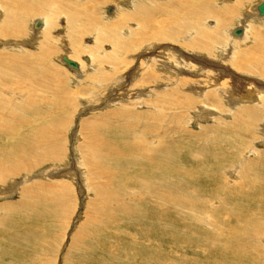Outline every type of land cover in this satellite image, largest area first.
Segmentation results:
<instances>
[{"label":"rangeland","instance_id":"rangeland-1","mask_svg":"<svg viewBox=\"0 0 264 264\" xmlns=\"http://www.w3.org/2000/svg\"><path fill=\"white\" fill-rule=\"evenodd\" d=\"M117 1L123 0H106L94 8L93 16L99 19V23L113 24L119 18V11L123 9L133 14L134 8L117 4ZM171 1L151 0L152 9L158 8L162 3L166 6L170 4L167 2ZM261 1L250 0L238 8V12L233 15L230 6L235 3V0H218L220 5L218 4L217 8L221 12L219 16L207 18V20L201 18L200 21L205 29L219 30L222 38L216 44L215 38L212 44V48L216 47V50L196 51L194 52L196 54L190 50L185 52L194 54L193 57L196 58L203 56L206 65L214 71H217L218 66L226 67L232 54L226 51L233 43L231 40L236 39L229 35L233 28L245 24L243 27H248L249 35L253 31L264 32V25H262L264 21L261 23L259 19L249 17ZM108 7L113 9L111 15H106L105 11ZM167 7V15L151 9L153 13L145 12L142 18L144 21H152L154 29L159 28L161 22L168 20L166 24L163 23L166 25L163 30H167L166 33H173L176 36L175 39L172 38L173 40L141 41L140 38H133L141 33V30L138 29V23L130 20V17L122 26L113 24L117 26V32L120 33L118 35L125 36L127 39L124 40H132L136 47L135 51L122 55L124 58L121 62L129 66L121 69L118 66L115 73H113L112 64L104 59L112 51L111 44L107 41L99 42L97 48L105 52L100 53L99 50L94 49L92 35L77 38V43L81 44L79 49L82 53L77 59L71 58L70 41L73 36L68 30L66 31V22L62 17H59L54 28L49 29L47 41L43 40L41 27L36 29L42 30L39 33L31 32L32 22H36L35 20L39 18L35 16L29 17L24 34L14 37L20 43L17 47L7 43L6 38V40H0V48L4 47L2 45L12 48L7 51L9 55L22 54L18 56H24L26 60H32V55L36 58L35 55L42 52L41 43L43 42L42 47L51 50L49 55H45L48 57L45 61L48 63L47 66L58 71L56 81L53 82L57 84L58 80L64 91L69 89L76 92L71 100L66 99L62 111L58 112V118L64 124L58 129L60 150L56 153L49 152L55 154V160L50 159L53 161L27 169L16 178H8L7 183L0 182L2 192L0 195H3V197L0 196V264H264V229L253 240L247 239L248 234L240 235L233 226L234 223L237 224L234 216L240 217L239 223L247 225L250 229L256 226L251 222L252 215L256 223H263L264 215L263 217L258 215L261 209L258 202L247 198L256 196V199H264V196L233 197L229 193L238 188L248 187L249 174L245 163L254 156L250 150L257 153L264 152V146L258 140H253L249 132L246 133L236 127V122L232 120L233 112L237 108H243L244 105L239 106L241 104L237 103L229 105L228 95L219 86L222 80L220 84L219 81L215 84L216 79L213 73L210 75L201 73L195 78H185L188 82L186 85H178V87L165 85L166 82H170L165 80L169 74L161 71L165 66L161 65L159 68L158 65L166 62L174 70L177 68L179 71L189 72L190 68L182 66L179 68L175 61L179 60L177 58L179 52L176 51L184 52L178 38L186 42L191 40L189 34L187 35L191 31L177 29L186 21L180 18L182 14L170 18L172 8ZM107 11L109 13V9ZM147 14L152 16L147 17ZM176 17L178 20L174 23L178 26L173 23ZM106 18H109L110 22H106ZM213 35L216 36V34ZM152 45L156 47L154 52L150 53L146 48L152 50ZM172 47H175L174 52L171 51ZM93 49L91 57L89 54H92L90 52ZM85 50L91 51L88 53ZM146 52L152 54L151 57L156 62L154 67L160 70H150V73L157 74L154 77L155 82L140 85L139 80L142 77L145 78L146 72L144 60L148 59L145 54L140 58L137 55ZM62 55L68 56L75 62L79 61L82 64L79 72L61 62ZM100 59L104 61L102 64L98 63ZM88 60L89 64H87ZM185 62L191 65V68L194 67V72L197 71L196 62L190 60L188 63ZM23 65L19 67L23 73L26 71L30 73L35 67L34 63L30 66L29 62L26 67L25 64ZM133 67L136 69L130 72L129 69ZM13 72L7 75L0 71V99L3 96V101L7 100L5 106L17 97L24 100L17 88L26 85L27 81L19 78V72ZM121 73L122 75L118 77ZM96 75L105 78L101 82L92 80L91 78ZM208 78L211 79L206 82ZM242 86L239 85L237 89H241L244 93ZM231 89L234 91L235 86ZM146 90L152 94L147 93ZM165 94L168 95L165 96ZM63 99L65 100V95ZM46 102L48 103V100ZM198 102L202 103L201 107L211 108L210 117L205 119L203 112L198 115L200 106L199 104L197 107ZM220 104L224 106L223 110L216 109L221 107ZM5 106L2 105L0 112L4 115ZM194 113H197V116H194ZM64 118L66 121L63 120ZM260 126L261 123L257 127L259 132H262ZM154 128L156 132H151ZM147 129L149 131H146ZM139 132L143 135L142 138L148 140L147 142H153L154 146H157L158 152L155 153L157 161L154 159L147 162L145 158L138 156L137 148L133 144ZM1 139L4 140L2 137ZM42 145L45 149H50L49 146L46 147V143ZM128 145L134 150L127 147ZM163 155H169L167 166L162 164ZM33 158L35 157L30 159ZM59 172H62V177L59 176ZM239 173L241 175L238 176ZM27 174L28 177L21 178ZM242 174H244L243 177ZM49 176L55 177L56 182L60 184V190L62 189V195L59 196L57 203H49L46 207L45 203L37 204L27 197L25 199L28 207L24 211L19 213L4 211L8 209L4 207V204L5 206L7 203L8 205L18 202V205L20 204L21 188L25 186L23 182L31 184L30 181L35 179L48 185ZM142 183H148L151 186L143 187L144 189L141 190L138 186ZM13 185L18 186L15 188ZM134 191L136 197L131 201L127 196L133 197ZM149 191V194H145ZM247 200L250 204L245 212L243 209ZM54 204L59 206V212L52 211ZM235 204H237L236 208H234ZM122 206L129 207L130 214L126 215L127 211L122 210ZM227 207H229L228 210H224ZM220 230L222 231L218 232ZM222 232L223 236L220 235ZM252 245L256 249H253Z\"/></svg>","mask_w":264,"mask_h":264},{"label":"bare ground","instance_id":"bare-ground-1","mask_svg":"<svg viewBox=\"0 0 264 264\" xmlns=\"http://www.w3.org/2000/svg\"><path fill=\"white\" fill-rule=\"evenodd\" d=\"M83 1L85 4L83 3ZM216 1H217V3H216ZM226 1H231V0H226ZM249 1L250 0H235V3H233L232 6H230V8H232L231 13L233 15H235V13L238 12V8H240L246 2H249ZM104 2H106V0H82L80 2H78L77 0H0V40L8 39L7 43H9L10 45L12 44V45L17 47L18 44H20V43H18L14 39V37L22 36L24 34L23 33L24 28L28 23L29 17L35 16V17H39V18H37L38 20H35L36 22H32V26H31L32 31L31 32L32 33H39L40 31L43 30V32L41 33L43 36V40L45 39L47 41L48 37H46V36H49V32H48L49 29L54 28V26L58 22L59 17H62V19H64L66 22L65 23L66 24V31L68 30L69 33H71L73 36L72 40L70 41L71 42L70 47H72V49L70 51V53H72L71 58L77 59L78 56L80 55V53H82L81 49H79V47H81V44L77 43V38L79 36L92 35L93 36V42L95 45L94 49L96 51L99 50L100 53H105V52L100 51V48H97V45L99 42L107 41L111 44L112 51L110 52V55L105 56L104 59L106 61H109L110 64H112V70H113V73H115L118 66H119V69L127 68V65L129 66V64H127L125 62L123 64L121 62V59L124 58L122 55L125 54L126 52L131 53V52L135 51L136 47H135V44L132 42V40H130V39L124 40L127 38L123 35H121V37H120L118 35L120 33L117 32V26L113 25V24H117L119 26H122L124 24V22H126L128 20V18L130 17V20L138 23V25H139L138 29H139V31L141 30L140 31L141 33L136 34L133 38H137V39L140 38L141 41H145V40H156V41H158L159 39H162L163 41L166 39L173 40L176 38V36L173 33H168V32L166 33L167 30H163L164 25L167 23L166 21H168V20L161 22L160 26H158L159 28L154 29V26L152 25L153 24L152 21H150V20L144 21V19L142 18L143 13H145V12L151 13L152 11L162 12L163 15H167V8H168L167 6H169V7L171 6L172 12H171L170 18L177 16L181 13L182 16L180 15L181 16L180 18H183L186 20L185 23L183 25H180L181 27H177V29L179 31H182V30L191 31L190 33H187V35L189 34V37L191 38V40H189V42L184 41V39H182V38H181L182 40L178 38V42L181 43V45H182L181 47H183L184 52L179 51V50L176 51V52H179V54H177V58L179 60H176L175 63H176V66H179V68H180V66H182L183 68H187V69L190 68V70H189V72L187 70H184V71L180 70L179 71L177 68H176V70H174L173 67H169L166 64V62L163 64L160 61L162 64L158 65V67L161 65L165 66V68L161 69V71H163L165 74H169L167 79H165V77H164V79L166 81H168V80L170 81V82H166L165 85H174V87L175 86L178 87V85H186L188 83L185 80V78L186 79L193 78V77L195 78V77L199 76L201 73H203L204 75L205 74L210 75L211 73H213L214 74L213 77H215V79H216L215 84H217V81H219V84H220V80H222V82H221L222 84H220L219 86L224 90L225 94L228 95L227 97H229L228 99H230L229 105H231V104L234 105L236 103L241 104L239 106H242V104L244 105L243 108H237L235 110V112H233L234 116H233L232 120L234 122H236L235 123L236 127H238L241 131H244L246 133L249 132L250 135H252L253 140H258L262 144V146H264V132H263V130H264V92H263L264 91V32L261 33L260 31H253V32H251V35H249L248 30H247L248 27L246 26V28H244L245 24H241L242 26H237V27L233 28L229 32V35H231L233 38H236V39H234L235 41L231 40L233 43H232L230 49H228V51H226L228 53H232L231 57L229 56L230 61L228 62V65L226 67L218 66V68H216L217 71H214L212 68H210L209 66L206 65L203 56H201L200 58H196V57H193V55L196 54V53H194L196 51H205V52H210L212 50L215 51L216 47L212 48L213 40L216 38L214 40L215 44H216V43L220 42V40L222 38L221 35H219V30H216L217 28H215L213 31L212 30L210 31L208 29H205V26L203 28L201 26L202 24H200L201 18H206V20H207V18H215L216 16H219V14L221 12H219L218 11L219 8H217L218 4H219L218 0H174V1L172 0L171 2H167L170 4H166V6H163L162 4H164V3H162L161 6H159L158 8L156 7V9H152L153 3L151 2V0L117 1L116 2L117 4H121L124 6H130V8H132V9L134 8L133 9L134 12H133V14H131L130 11L128 12V10H124V9L120 10L119 14H118L120 20H118L119 19L118 18L113 24H109V25L99 23V19L97 17L93 16V14H95L94 8H97L98 6H100V4H103ZM188 2H190V3H188ZM257 5L255 6V9L252 11V13L249 17H251V19H259L262 23L264 21L263 20L264 16H260L258 14V11L256 9ZM89 7H90V9H88ZM179 7H180V9H179ZM224 8L226 9V7H224ZM108 9H109V13L107 11ZM151 9H152V11H151ZM105 12H106V15H111L113 12V9H110L108 7V8H106ZM227 13H225V14L227 15ZM130 14H131V16H130ZM189 15H191V16H189ZM207 15H212V16L208 17ZM146 16L150 17L152 15L147 14ZM227 16H229V15H227ZM258 17H260V18H258ZM176 20H178V17L174 18L173 23L176 22ZM243 20H245V19H243ZM217 21H218V19H217ZM106 22H110V19L106 18ZM163 23H165V24H163ZM174 24L176 25V23H174ZM262 25H264V24H262ZM176 26H178V25H176ZM39 27H41L42 30H40V31L36 30V29H39ZM237 28L241 29V34L234 35L233 31ZM131 34H132V32H131ZM176 34L179 35V33H176ZM213 34H216V36H214ZM9 37H13V38L9 39ZM174 41L176 42L177 39ZM41 45L44 46L43 42L41 43ZM2 46H4V47L0 48V71H2L3 73H6L7 75L9 72L14 73L13 71H17V72H19V78L23 79V80L25 79L27 81L26 85H21L20 87L17 88L20 92V96L22 95V97H24V100H20V98L17 99L18 97L15 98V100L12 98L13 101L11 103L8 102L9 104H7L5 106L4 104L7 102V100L5 99L3 101V99H4L3 96L0 99V112L2 109V105L5 106V108L3 107L5 109V115L0 113V117H1L0 118V182H5L8 178H16L18 175L25 172V170H27V169H32L35 166H38L44 162L53 161L50 159L55 160V157H56L55 154L49 153V152H55L56 153V152H58V150H60L61 146H60V141H59L58 129H60V125L64 124V122H62L61 119L58 118V116H59L58 112L62 111V107H63L66 99L71 100L73 97H75L76 92H74V90L71 91L69 89L68 90L66 89L64 91V90H62L61 85L58 83V80H57V84H56V82L55 83L53 82V81H56V74L58 71L54 68L48 67L47 66L48 63L45 62L48 58V57H45V55H49V53H51V50L49 48L41 46L42 52L39 55H35L36 58H34L33 55L31 54L32 60H26V59H24V56L23 57L18 56V55H22V54H17V55L10 54L9 55L7 53V51H10L12 48L7 46V45H2ZM152 47H153L152 50H150V48H146V50H149V52L152 53V52H154L156 45H152ZM94 49L92 50V52H90L91 50L90 51L85 50V51H88V53L89 52L92 53V54H89L92 57ZM171 49H172L171 51H173V52L175 51V47H172ZM185 50H188V51L190 50V52L193 51L194 54L192 55L188 51H187L188 52L187 53V52H185ZM144 54L148 60H144V62H145L144 69L146 72L144 71L145 72V78L142 77L139 80L140 85H145L146 83L151 82V81L155 82L156 78H154V77L157 74H156V72H155L156 75H154V73H152V72L150 73V70L151 71L160 70V69H155L154 64L156 62H155L154 58L151 57L152 54H148L147 52L146 53H138L137 57L140 58ZM220 55H222V54H220ZM147 56H150V57H147ZM61 57H60V60H61ZM66 57L69 58L68 56H66ZM33 58H34V60H33ZM133 58H135V56ZM163 60H167V59H163ZM170 60H171V56H170ZM189 60L191 62L194 61L198 64L196 66L197 71L194 72L193 71L194 67L191 68V65L186 64L185 61H187V63H188ZM27 62L30 63V66L32 65V63H34L35 67L30 71V73H28L29 71L28 72L26 71L25 73H23V71H21L19 69V67L24 66L23 64H25V67H26ZM76 62L80 66L78 65V69L75 71L79 72L82 64L79 61H76ZM89 62L90 61L88 60L87 64H89ZM103 62H104L103 59L98 60L99 64H102ZM45 67H46V69H45ZM136 67L130 68L129 71L133 72L136 69ZM183 68H182V70H183ZM205 69L207 71H203ZM171 70L176 71V72H170ZM121 75H122V73L120 75H118V77H120ZM93 77L94 78H91V79L94 81L98 80V82L99 81L101 82L105 78L101 75H96ZM132 79H135V78H132ZM210 79L211 78H208L206 80V82L209 81ZM212 80H214V78ZM17 81H19V80H17ZM116 81H117V79H116ZM156 83H158V81ZM23 84H24V82H23ZM239 85H243L242 87H244V93H242L241 89H237L239 87ZM232 86H235L234 91L231 89ZM229 87H231V88H229ZM116 89H117V87H116ZM237 90H239L241 92L240 93L236 92ZM146 91H147V93H151L148 90H146ZM146 91H144V92H146ZM137 92H139V91H137ZM64 95H65V100L63 99ZM166 95H168V94H165V96ZM47 100H48V103L46 102ZM103 100H105V99H103ZM2 101H3V103H1ZM158 101H159V99H158ZM67 103H68V101H67ZM199 104H200V106H199ZM201 104L202 103H200V102L197 103V107L199 106V110L197 111V113H198V115H201V112H203V116H205V119H206V118L210 117L212 110L209 106L208 107L210 109L207 106L201 107ZM44 107L47 108L48 110H46ZM219 108H221L223 110L224 106L221 105V107H216V109H219ZM214 111H215V113H217L216 110H214ZM124 113L127 114L126 112H124ZM197 113H194V116H197L196 115ZM23 116H25V117H23ZM120 117H121V115H120ZM242 117H244V118H242ZM199 118H202V116H199ZM195 119L196 118L194 117V120ZM63 120L66 121V118H64ZM145 120H147V119H145ZM147 122H148V120H147ZM260 123H261L260 128H261L262 132H259L258 127H257L260 125ZM141 126H143V124ZM150 129H151V127H150ZM26 130H28V132H24ZM154 130H156V129L155 128L152 129L151 132H153ZM143 131L145 132V130H143ZM146 131H149V130L147 129ZM154 132H156V131H154ZM53 135L57 138H55ZM237 135L239 136V134H237ZM258 135H260V136L257 137ZM93 136H95L94 133H93ZM1 137L4 138V140H2ZM142 137H143V135L140 133L138 135L136 141H134L135 143L133 144L134 147L137 148V153L139 154V155L138 154L137 155L139 157L145 158V161H147V162L153 161L155 159V153H156L158 148H156L157 146L156 147L154 146L155 143L153 144V142H147L148 140L146 141ZM161 138H162V136H161ZM163 138H164V136H163ZM5 140H7V141H5ZM133 140H135V139H133ZM43 143H46L47 144L46 147L49 146L48 148H50L51 150L45 149L44 148L45 146L42 145ZM104 144H106V143H104ZM131 146H132V144H131ZM127 147L134 150V148H131L130 145H128ZM166 147H168V145ZM88 149H89V147H88ZM161 149L163 150L162 147H161ZM90 151H92V149ZM90 151L88 150L89 153H90ZM250 151L252 152V154L254 156L248 162L245 163V166L248 167V174H249L248 187L247 188H238V189H235V191H229V193L231 195H233V197H239V196L240 197H248V196H252V195L264 196V152L257 153V152H253V150H250ZM146 152L149 153V155ZM164 152L165 151H163V153ZM159 155H162V154H159ZM169 155H171V154H169ZM169 155L168 156L163 155V158H162L163 163L162 164L165 166H167V164L169 163ZM33 156L35 158L30 159ZM87 159H89V158H87ZM49 165H50V163H49ZM40 166H42V165H40ZM50 168H52V166ZM240 169H241V166H240ZM62 172L58 173L59 176L61 175L60 177H62V174H61ZM167 172H170V170H167ZM225 172H227V171H225ZM239 175H241V173H239L238 176ZM243 175L244 174H242V177H243ZM32 176H34V175H32ZM52 176H53V174H52ZM24 177H28V174L21 176V178H24ZM45 178H47V177H45ZM49 178H50V176H49ZM49 178H48L49 181H47L48 185H46V183L36 181L35 179L30 181L31 184H26L25 182H23L25 186H23L21 188L20 200H19L20 204L18 205L19 202L17 204H10V205H8V203H7L6 206L4 204V207L10 209V211H7L8 209H6L4 211L12 212V213H19L21 211H24L25 208L28 207L27 206L28 205L27 200L25 199L27 197H29V199L31 198V200L37 204H44L45 203L46 207L49 203H54V202L57 203L60 199L59 196L61 197V195H62V193H61L62 189L60 190V188H61L60 184L56 182L57 179H55V177H51L50 179ZM36 179H38V178L36 177ZM42 180H43V178H42ZM245 180L244 181L242 180V181L244 183H246ZM25 181H27V180H25ZM222 182H224V181H222ZM6 183H7V181H6ZM225 183H227V182H225ZM14 184H15V182H14ZM232 184H233V182H232ZM27 185H29V186H27ZM149 185L150 184H148V183H142L138 186V188L143 190L144 189L143 187H146ZM240 185H241V183H240ZM0 193H2V192L0 191ZM134 193H135V191H134ZM149 193H150V191L148 193H145V194H149ZM0 196L3 197V195H0ZM132 196L133 197H131V196H127V197L132 201L136 197V193H135V195L132 194ZM185 199L187 200V198H185ZM247 199L258 202V204H259L258 206L261 207L258 215L260 217H263V215H264V199H256V196L248 197ZM123 200H125V199H123ZM249 200H247L245 202L244 209H243L245 212H246V209L248 208V206L250 204ZM190 204H191V202H190ZM234 206H235L234 208H236L237 204H235ZM228 208L229 207H227L224 210H228ZM121 209L127 211L126 215L130 214L129 211H131V210L129 207L122 206ZM44 210L45 209H43V211ZM52 211L59 212V206L54 204ZM61 212H62V209H61ZM39 215H41V214H39ZM135 217H137V216H135ZM239 218L240 217L236 218V216H234V219L237 222V224L234 223L233 226H234V229H236L235 231H239L240 235L241 234H248L249 237L247 236V239L250 238V239L254 240L256 238V236H258L260 233H262L261 230L264 229V222L261 224L256 223L254 218H253V215H252L251 216V222L255 223L256 226H255V228L250 229L247 227V225L240 224ZM221 231L222 230H220L218 232H221ZM220 235L223 236V232ZM225 238H227V237H225ZM238 238L240 239V237H238ZM242 238H245V236ZM223 239L224 238H222V240ZM261 239L263 240V238H261ZM261 239H260V241H261ZM235 240H237V239H235ZM226 241H227V239H226ZM244 241H245V239H244ZM235 243H237V242L235 241ZM253 243H254V241H253ZM232 245H233V243H232ZM232 245L230 244V246H232ZM221 246H223V245H221ZM238 246H240V245H238ZM252 248L254 249L255 247L253 246ZM2 255H4V254H2Z\"/></svg>","mask_w":264,"mask_h":264},{"label":"water","instance_id":"water-1","mask_svg":"<svg viewBox=\"0 0 264 264\" xmlns=\"http://www.w3.org/2000/svg\"><path fill=\"white\" fill-rule=\"evenodd\" d=\"M256 9H257L258 14L260 16H264V0H262L257 5ZM233 32H234V35L241 34V29L240 28H237ZM61 61L63 63H65L68 67H70L71 69H74V70H77L78 69V64L75 61L68 59L66 56H62L61 57Z\"/></svg>","mask_w":264,"mask_h":264}]
</instances>
